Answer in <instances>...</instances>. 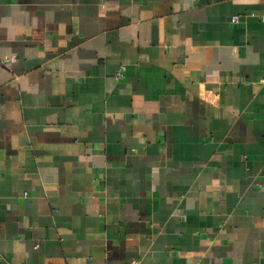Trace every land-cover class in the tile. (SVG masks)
<instances>
[{"label": "crops", "instance_id": "obj_1", "mask_svg": "<svg viewBox=\"0 0 264 264\" xmlns=\"http://www.w3.org/2000/svg\"><path fill=\"white\" fill-rule=\"evenodd\" d=\"M0 264H264V0H0Z\"/></svg>", "mask_w": 264, "mask_h": 264}, {"label": "built area", "instance_id": "obj_2", "mask_svg": "<svg viewBox=\"0 0 264 264\" xmlns=\"http://www.w3.org/2000/svg\"><path fill=\"white\" fill-rule=\"evenodd\" d=\"M232 20L233 21H237L238 20V17L237 16H234Z\"/></svg>", "mask_w": 264, "mask_h": 264}]
</instances>
